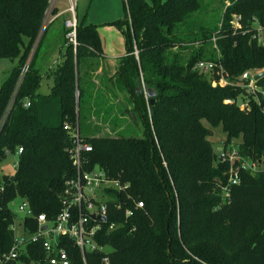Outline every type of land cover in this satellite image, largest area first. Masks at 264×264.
I'll use <instances>...</instances> for the list:
<instances>
[{"label": "trees", "instance_id": "16d2710c", "mask_svg": "<svg viewBox=\"0 0 264 264\" xmlns=\"http://www.w3.org/2000/svg\"><path fill=\"white\" fill-rule=\"evenodd\" d=\"M123 1L125 17L115 23L125 26L120 73L134 98L132 108L118 98L112 78L100 80L107 94L96 91L100 61L90 57L102 52L97 25L79 19L76 47L63 46L62 61L45 70L42 40L29 65L28 60L49 0H0V62L18 59L0 82V164L18 156L13 173L3 174L0 166V256L15 244V200L52 219L73 195L68 181L77 170L68 148L78 131L93 148L82 156L84 169H103L145 205L137 209L122 193L134 215L126 227L105 232L101 242L112 248L107 264H264V170H244L241 182L229 185V163L219 160L211 140L219 129L225 147L234 143L244 158L263 159L264 113L257 103L250 112L226 103L240 89L214 85L215 73L196 68L199 61H214L233 80L247 70L263 72L264 44L254 38V21L264 24V0H228L214 25L205 23V0ZM233 15L241 16L240 28L232 24ZM45 79L48 92L42 93ZM136 81L154 88L153 115ZM258 83L264 87V77ZM94 117L112 133L83 136ZM124 219V210L111 207L109 220ZM25 226L38 230L32 218ZM65 246L74 264H85L79 248L71 241ZM23 250L22 264H45L42 240ZM104 255L87 253L86 262L105 264Z\"/></svg>", "mask_w": 264, "mask_h": 264}, {"label": "built area", "instance_id": "2783aa9c", "mask_svg": "<svg viewBox=\"0 0 264 264\" xmlns=\"http://www.w3.org/2000/svg\"><path fill=\"white\" fill-rule=\"evenodd\" d=\"M59 0H49V6L46 11L45 20L48 15L49 22H53L64 12H69L71 16L65 19V28L67 31L66 38L77 45V25L78 19L76 14V0H69V6L64 12L54 11L58 7ZM256 32L254 38L259 44H264V24L257 20ZM235 28L241 27V16H236L232 20ZM47 25V24H46ZM45 25V28H46ZM215 41V39H214ZM138 54V52H136ZM196 68L204 74L215 73L218 78L214 80V85L232 86L240 89V94L236 98H228L226 103L236 104L241 110L250 112L253 103H257L264 113V87L255 80L256 73L252 70L244 71L240 76L233 80L224 70L221 64L214 61H199ZM27 68L24 70L26 71ZM64 128L70 130V125L65 124ZM75 137L74 145L68 148V152L76 167L77 174L68 181L73 190V195L69 200H64L62 209L57 215L49 219L45 213L36 215L28 202H21L19 211L24 214L21 221L17 220L12 228L14 234L17 229L23 231L21 239L15 237V244L11 251L0 256V264H7L9 261L18 260L25 253L23 248L27 243L38 242L42 240L43 248L46 252L45 264H74L71 253L67 250L65 242L71 241L73 245L82 253V258L86 262L87 253L105 252L103 262L109 263L108 253L112 250L111 246L101 242L105 232L116 231L126 227L130 217L134 215V209L126 206V202L121 199L122 193L129 188L128 184L112 178L106 171L101 168L92 170L84 169L83 154L92 151V146L81 140L79 132H73ZM225 147L222 143L219 150H216L221 162L229 163L228 182L229 185L239 184L242 180V171L251 170L254 173L264 170V158L255 160L253 158H244L240 155L235 144ZM23 151L19 148L18 154ZM18 166V160L15 168ZM128 201L133 202L135 207L143 208L144 201L136 199L127 194ZM111 207L114 211L122 213L124 210V221L109 220ZM18 216V215H17ZM27 218L34 219L38 224V230L33 232L25 226ZM46 229L42 230V227ZM135 228L130 229L133 231Z\"/></svg>", "mask_w": 264, "mask_h": 264}, {"label": "rangeland", "instance_id": "374dc122", "mask_svg": "<svg viewBox=\"0 0 264 264\" xmlns=\"http://www.w3.org/2000/svg\"><path fill=\"white\" fill-rule=\"evenodd\" d=\"M60 2V3H59ZM58 4H60V7H64L65 5L69 6V0H59ZM231 4L230 1H223V0H205L204 6L202 7V10L207 11V17H206V24H212L214 25L217 19L219 18V13L222 9L225 8V6H228ZM76 6L77 11L79 13H88V20L93 21V23H98V33L99 35L103 36H114L115 31L117 30V24L115 21L117 20L116 16L119 15V18L122 17L124 19L125 17V8L123 4V0H76ZM60 8L57 7L56 12H58ZM68 14L71 16V14L68 12ZM49 13L46 17V20H44L43 26L40 31V38L35 44V48L32 49L30 53V58L28 60V65L31 62V59L33 58L38 44H40L42 40V45L40 46L39 54L42 57L45 55L48 50L51 51L48 58H46L45 63L46 67H49L53 64H58L62 60L59 61V47L60 44L56 47L57 39H54V36L56 33H61L62 29H64V19L59 18L56 19L53 22H49ZM237 15H233V18H235ZM77 19L79 21V17L77 15ZM119 19V20H122ZM47 24V25H46ZM46 25V28H45ZM40 40V41H39ZM70 43H73L74 47H76L74 42H71L70 40L64 39V45L68 46ZM49 47V48H47ZM47 49V51L44 53V51ZM138 52L136 49L135 53ZM137 55V54H136ZM39 56V57H40ZM99 53H93V55L90 57V60H92L93 63L98 59ZM18 64V59L11 60L9 58H3L0 62V82L6 81V79L9 77L11 70ZM56 64V65H57ZM49 80H44L42 87L40 91L42 93H47L48 88L47 84H49ZM142 86V85H140ZM143 87V86H142ZM140 87V91L145 93L146 98L147 97V91L146 89ZM10 106V105H9ZM97 124H100V130L97 131L95 129V126ZM113 129H111L104 121L100 122L99 118L97 119L94 117V120L92 119L86 121V127L82 130V135L84 136H93V135H107L112 133ZM225 136L222 134V132L219 129L214 130V136L211 138L214 144V148L216 150H219L221 147ZM18 160V156L15 155H8L0 164L1 170L3 174H11L15 171V163ZM21 204V200L17 199L15 200L10 206L14 213L18 215V220L21 221L24 217V214L19 211V205ZM23 235V231L20 229H17L15 232V237L17 239H21ZM7 264H22L18 260L9 261Z\"/></svg>", "mask_w": 264, "mask_h": 264}, {"label": "crops", "instance_id": "0c3cea01", "mask_svg": "<svg viewBox=\"0 0 264 264\" xmlns=\"http://www.w3.org/2000/svg\"><path fill=\"white\" fill-rule=\"evenodd\" d=\"M60 3V2H59ZM124 4V1H123ZM58 8H60L61 10L58 11L59 12H64L67 8V6L65 5L63 8L60 7V4H58ZM77 6H76V14L78 15L79 19H82L86 22V24H95L97 25L98 28V23H93V21H89L88 20V13L84 14V13H79L77 11ZM70 15L68 14V12H64L62 15H60L59 17H57L56 19L59 18H63L64 21L66 18H69ZM118 21L119 19V15L116 16ZM55 19V20H56ZM54 20V21H55ZM115 21V22H116ZM125 29L124 25H117V30L114 33V36L110 37V36H103L100 35L101 37V41H102V52L99 53V57L98 60L100 61V66L98 68V70L96 71V74L98 75L97 77L94 78V80L98 83L97 86V90L96 91H100L102 92V94H107V92L104 90V86L103 84H100V80L102 78H107L110 79L112 78V84L113 87L116 88V90L118 91V95L120 100H125L128 104L129 107L132 108L133 104H134V98L132 96V94L130 93V89H128L126 83L124 82V79L122 78V75L120 73V67L123 64L122 61L123 59L126 58L127 55V47H126V38L125 35L123 33ZM65 22H64V29H62L61 33H56L54 36V39H57L56 42V47L58 49V45L60 44L59 47V61L62 60L61 59V50H62V44L64 45V39H65ZM49 48V47H47ZM47 51V49L44 51V53ZM51 51L48 50V52L43 55L42 57L40 56L41 59H39V61L42 62V65L44 66V69H48V68H53L54 66H56V64H53L49 67H46V63L45 60L46 58L49 57ZM101 76V78H100ZM136 83V84H135ZM135 83H133L136 86V91L138 92V90H140V86L138 85V82L136 81ZM110 85V83L108 82V86ZM111 87V86H110ZM98 93V92H97ZM133 115V113H132Z\"/></svg>", "mask_w": 264, "mask_h": 264}, {"label": "water", "instance_id": "95a60500", "mask_svg": "<svg viewBox=\"0 0 264 264\" xmlns=\"http://www.w3.org/2000/svg\"><path fill=\"white\" fill-rule=\"evenodd\" d=\"M263 77H264V71L256 74L254 76V79L260 80ZM146 91H147L146 93H147V97H148L149 110H150L151 115H153L154 114L153 106H154V102H155L156 92H155L154 88H148ZM44 229H46V226L42 227V230H44Z\"/></svg>", "mask_w": 264, "mask_h": 264}]
</instances>
